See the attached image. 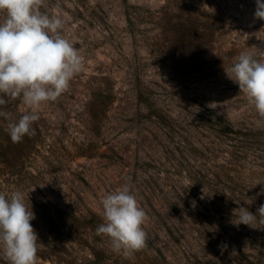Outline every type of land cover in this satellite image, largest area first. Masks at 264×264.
<instances>
[{
	"label": "rangeland",
	"instance_id": "374dc122",
	"mask_svg": "<svg viewBox=\"0 0 264 264\" xmlns=\"http://www.w3.org/2000/svg\"><path fill=\"white\" fill-rule=\"evenodd\" d=\"M40 10L61 17L83 68L19 143L8 123L28 109L20 98L0 106V193H24L38 264H264V219L236 225L239 207L264 204V117L224 70L243 51L264 60L255 0H42ZM124 184L147 215L146 247L128 257L95 231L101 199Z\"/></svg>",
	"mask_w": 264,
	"mask_h": 264
},
{
	"label": "clouds",
	"instance_id": "9594fccd",
	"mask_svg": "<svg viewBox=\"0 0 264 264\" xmlns=\"http://www.w3.org/2000/svg\"><path fill=\"white\" fill-rule=\"evenodd\" d=\"M255 3L254 16L264 19V0ZM41 7L42 0H0V106L20 98L28 109L18 121L8 123L13 143L35 134L33 124L40 118L41 105L56 101L83 68L80 51L62 34L61 17L42 12ZM224 70L264 117V60L243 51ZM100 205L103 222L95 231L108 238L114 253L128 257L146 247L147 215L130 185L106 194ZM257 214L264 219V204L256 213L239 207L236 225L253 228ZM34 219L22 191L0 193V253L9 264H38Z\"/></svg>",
	"mask_w": 264,
	"mask_h": 264
},
{
	"label": "trees",
	"instance_id": "16d2710c",
	"mask_svg": "<svg viewBox=\"0 0 264 264\" xmlns=\"http://www.w3.org/2000/svg\"><path fill=\"white\" fill-rule=\"evenodd\" d=\"M139 99H140V101L142 102V103H145L147 106H149V102H148V100L147 99H145V97L143 96V94L142 93H140L139 94ZM99 100V99H98ZM150 107V109L153 111V108L151 107V106H149ZM98 114H99V105L97 106V107H95V109L93 110V112H92V115H93V117L95 118V119H97V117H99L98 116ZM226 128H231L230 127V125L229 124H226ZM11 144H13V142H11ZM14 146L16 147V145L14 144ZM73 221H75V222H77V224H81L82 226H87L88 224L89 225H92L93 223H95L96 222V220L94 219V220H92L91 222H86V220H88V219H86V218H83V219H78V218H75V217H73V219H72ZM82 221H84L83 223H81ZM76 227V226H75ZM77 228V227H76ZM95 229V228H94ZM94 255H96V257H97V259L98 260H101V256H100V254L98 253V252H94Z\"/></svg>",
	"mask_w": 264,
	"mask_h": 264
}]
</instances>
